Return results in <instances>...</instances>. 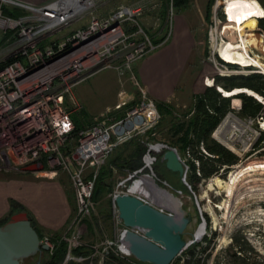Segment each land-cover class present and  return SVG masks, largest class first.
Returning <instances> with one entry per match:
<instances>
[{
	"label": "built area",
	"instance_id": "built-area-1",
	"mask_svg": "<svg viewBox=\"0 0 264 264\" xmlns=\"http://www.w3.org/2000/svg\"><path fill=\"white\" fill-rule=\"evenodd\" d=\"M67 1L53 0L35 5L21 0H0V63H5L0 68V158L13 170H21L30 164L43 166L41 160H44L50 176L58 171L66 174L73 188L76 206L71 234L79 237L76 224L89 219L94 207L92 194L98 166L117 144L152 131L161 115L154 101L135 81L140 96L137 105L126 109L119 118L105 116L94 119L79 131L76 144L66 150L74 129L70 117L71 107L66 100L71 99L72 89L77 84L94 73L111 68L123 76L144 55L163 45L172 32L173 6L170 0L165 17L166 28L160 33L161 40L154 43L144 32L140 19L146 12H157L161 0L152 3L139 0L117 6L101 15L96 14L99 0H70L74 4L69 5ZM4 8H15L22 13L12 17L3 13ZM218 10L216 16L219 11L222 14L220 18L217 16V21H225L222 9ZM82 18L85 22H82ZM155 19L152 28L159 31L160 20L158 17ZM76 20L82 22L79 27L60 39L52 40L58 30ZM217 24L214 20L209 25L207 38L210 61L214 64L216 74L228 76L230 74H223L228 68H247L226 62L215 53L214 44L228 37L222 28L218 31ZM253 31L261 34L264 40V31L260 27ZM263 50L264 44L261 47ZM9 59L11 61L7 62ZM130 76L134 79L132 74ZM214 86L222 93L217 84ZM124 95V91L118 93L115 109L126 106ZM236 95H230L229 108L211 130L209 137L239 156L238 163L231 168L230 165L218 166L216 171L204 176L198 156L210 154L201 140L195 142L194 146L187 145L180 157L184 166L183 184L194 196L196 212L191 238L186 241L179 256L185 252V248L193 246L187 258L191 264H242L240 262L246 259V254L235 245L234 238H244L251 244L254 251L251 260H264V169H243L246 176H242L244 179L241 177L232 194L217 193L214 189L206 191L208 182L215 177L224 180L235 167L252 160L264 161V98L259 101L260 110L249 115L241 113V99ZM181 109L173 110L175 118L180 119L181 114H185L180 112ZM207 110L211 112L209 108ZM135 115L142 116L141 124L112 137L115 125ZM141 143L145 146L142 166L127 171L128 177L118 182L112 190L111 201L117 194H130L147 200L144 192L150 186L136 183L144 171L151 177L152 185L158 184L151 165L157 162V155L163 152L166 145L152 144L147 140ZM227 168L230 170L224 174ZM193 173L198 178L199 189L207 180L203 191L207 208L199 206L203 192L198 195V199L191 185L186 182L187 176ZM129 179L130 183L127 182ZM166 181L164 179L163 183L167 184ZM218 197L219 202L216 201ZM115 218L121 222L117 214ZM73 227H76V231L72 230ZM127 230L121 223L114 241L115 250L118 249L122 257H130L128 251L126 255L122 254L126 252L123 251L122 238ZM131 230L137 232V229ZM41 242L49 245L46 237L41 238Z\"/></svg>",
	"mask_w": 264,
	"mask_h": 264
},
{
	"label": "rangeland",
	"instance_id": "rangeland-1",
	"mask_svg": "<svg viewBox=\"0 0 264 264\" xmlns=\"http://www.w3.org/2000/svg\"><path fill=\"white\" fill-rule=\"evenodd\" d=\"M138 1L139 0H99L98 4L96 5V14H98V15L106 14L109 10H111L117 6L125 5V4H133V3H136ZM153 1L154 0H147V2H150V3H152ZM215 1L216 0H188L187 5H185V6L173 7V12H172L173 29H174V25L176 24V16L179 15V17H180L181 13L183 15L184 14L183 9H185V11H186L185 16L187 18L190 17V19H192L191 21L189 19L188 20L191 22V24L193 26L192 29H193V35L195 38L194 53L196 56V61H194V62L191 61L192 63L189 66L188 70L181 72V74H192V72L189 73V69H191V70L193 69L195 71V74H197V84H198L201 92H203V90L206 87H213L215 89L214 84L216 83V81H215L216 77H222V78H229L230 77V78H234V80H237L236 78L241 77V75H247L250 73H260L261 74V72H262V75H264V68L259 67L257 65V63L251 62V64H249V65H246L244 63V60L247 58L246 57L247 56L246 55V49H247L246 47H248L249 42L245 38V36H241V35H239V37H241L243 39V42H242L243 47H244L243 49L241 46H239L240 45L239 43L235 42V44H234L233 41L226 42L224 44L219 43L217 48L222 47V48H220V50H221V53L224 54L225 56H226V53L227 54L228 53L233 54V57H234L233 61L236 62L237 64H240L243 66H255V67H247V68H232L231 67V68H228L226 70V72H223V74H230L228 76H219L218 74H216V72H215L216 69L214 67V64L210 61L211 53H210V49H209L208 44H207L209 25L214 23L212 9H213ZM227 1L228 0H225L226 3H227ZM244 1H245V8L246 9H249L250 11L254 10V11L260 12L259 6H261V5L257 0H244ZM169 3H168V6H169ZM161 4H162V1H161ZM161 7H162V5H160L159 11L161 10ZM221 9H219V10H221ZM165 11H167V9ZM263 11H264V9H263ZM222 12L224 13V15L226 14L225 15L226 19L229 18L228 17L229 15H227L229 13L226 9L222 10ZM220 13H221L220 11L217 13V16L219 18H220ZM166 15H165V17H166ZM253 16L254 15L246 16V17L241 18L238 21H239V25L241 26V28L248 29L247 33H250L252 35V37L258 39L260 41V44H261L259 47L260 49L250 48L252 51L251 52L252 54L250 53V56L249 55L248 56L251 58V60H256L257 57L255 58L253 54L257 53L259 55L260 60L264 61V50L261 51V47L264 44V40L260 39V37H257L255 35L253 36V34L250 32V31H253L257 27H248L244 24V23L250 22L252 20ZM142 17L147 18V21H148L147 23L152 25V22L154 20H156L155 18L158 17V13H157V15H155L154 13L146 12ZM158 18H159V20H161L160 17H158ZM83 19L84 18H82L81 20H83ZM79 22H80V20H76V21L72 22L71 24L61 28L60 30H58L55 33L56 35L54 37H52V40H54L55 38H58V39L62 38L65 34L70 33L73 29L79 27L81 25V23L85 22V21L83 20L82 22H80V23ZM140 22L142 25V19H140ZM218 25H219V29L222 28L223 33L228 34L229 32L234 33V31H235V34H236L237 30L239 32V25L237 24V22L230 21L229 19L223 21L222 24H220V22H219ZM142 28H143L144 32L150 36L152 31H150L149 28L146 29V27L143 25H142ZM164 28H166V26H164ZM155 32H156V30H155ZM253 32H255V31H253ZM217 48H214V50H216ZM256 67L261 68V69L258 70ZM257 70H258V72H256ZM176 74H178V73H176ZM121 77L122 76H119V78H121ZM207 78L210 79L211 85L206 84ZM185 80H186L185 78L183 80V78L180 77L177 81H179V82L184 81L185 82ZM218 87L220 89L222 88L221 85H218ZM223 93L224 92L220 93V95L223 98H229L230 99V96H225ZM239 93L245 94L243 92H239ZM239 93H237V94H239ZM197 95L192 96L189 103H186V104L182 103L181 105H177V106H180V108H182L180 110V112L185 113V114H181L183 118L182 117L180 119H177L175 117L173 118L174 120L176 119L175 121L173 120L175 123L179 122L184 126V129H188L187 136L190 139V141H192L191 143L187 144L189 146H194V144L197 140V134L193 130V125L191 122L192 119L194 118L195 114H196L195 105H193V104H195V102H196L195 96H197ZM245 95L251 97L248 94H245ZM66 102L68 103V105L72 104L71 103L72 101H70V100H66ZM77 116H78L77 112L72 114V117H74V118ZM170 118L171 117H169V116L162 118V120L160 118V121L157 124V126L154 129H152V131H149V133L143 134L141 136H137V138H134V139H131L129 141L117 144L115 147L112 148V150L110 151V153L108 154L106 159L98 166L97 172L102 171V170H106V168H108V166H109V162L111 160H115V158H118L120 156L121 157L123 156V158L124 157L128 158V155L135 148V146L141 144L145 148V146L141 143V141H143V140H147L152 144L162 143L166 146L174 147L178 150V153L182 156L184 149H182V150L179 149L177 142L172 140L174 138H177L178 136H172L171 134H169V129L171 127V124H169L168 119H170ZM153 132H154V135L152 136ZM210 139L211 138L209 137L208 138L209 142H211V141L216 142L217 144L221 145L224 149L228 150L231 154H233L235 159L230 164V166L229 165L228 166L230 168L234 167V165L238 163L239 156H237L235 153L230 151L229 148H227L225 145H223V144H221V143H219L213 139H211V140ZM173 142H176V143H173ZM154 148L157 149V147H154ZM161 150H163L162 147H161ZM160 155H161V153L157 155V157H158L157 162H158V160L160 161V159H159ZM256 161L257 162H264V161H258V160H256ZM157 162H154L153 163L154 165L153 164L151 165L152 170L156 175L155 181L158 183L157 185L166 189L168 192H170L173 195H175L176 197H178L180 205L182 206V208L188 214L191 215L192 219H194L195 218V212H196V206L194 204L195 200H194V196H193L191 190L188 187H186L184 190H182L180 192V190H178L177 188H181V185H179V183H176L174 181V180H176L178 182V175L174 172H168V171H165L166 172V174H165V172L161 166V163H157ZM247 167H251L252 170H256V169H260V168L264 169V165L247 166ZM230 168H227L224 171V174H226L227 171L230 170ZM233 171H235V170H233ZM233 171L230 172L231 177H234ZM144 172H146V171H144ZM31 173L32 172L22 171V170H13L11 168H8L6 166V164L0 158V185H2L3 187L5 185H7L8 188H10L11 185L16 186V183L14 181H17V180H20V181H24V179H32L33 180L34 176L31 175ZM37 173L41 174L42 177L50 176L48 170H44V169L42 171L37 172ZM58 175L66 176L63 172H59V171H58ZM126 177H128L127 171H125V173H121L117 167L116 168L114 167V168H112V176L110 175V176L102 177V182L100 183V185L104 186V187L109 186V187H111V190H112L115 188V186L117 185L118 182L125 179ZM143 177H145V175ZM168 177L170 178V180L168 179ZM189 177L190 176H187L186 182L191 185L194 192L196 193L197 198L199 199L198 195H200L205 190L204 184L207 183V180L204 181L201 189H199L197 187L198 186L197 185L198 180H194V181L189 183V180H190ZM235 178L236 177H234L232 179H235ZM164 179L167 180L166 181L167 184L165 182H164L165 184L163 183ZM130 180L131 179H129L127 182L130 183ZM149 180H150V182H152L151 178ZM143 181L144 182H142L141 185H143L145 183L147 185L149 184L148 181H145V180H143ZM172 181L174 182V184H176L175 187L173 186V184H171ZM211 182H214V180ZM181 184H183V183H181ZM228 184H229V182L226 183V185H228ZM149 186H150L149 190L151 191L152 185H148V187ZM226 188L228 189V187L221 184L217 187V190H219L221 192V191L225 190ZM0 189H2V188L0 187ZM210 189H211V186H210V182H209L207 187H206V191L210 190ZM214 190H216V189L214 188ZM144 193L146 194V192H144ZM152 194L154 195V193H152ZM205 198L206 197H202L201 199H199V206L202 209L208 207V203L205 201ZM219 199L220 198L218 197V200H216V201L219 202L220 201ZM93 200H95V199H93ZM6 201L8 202L9 210L7 211V215L4 218H2L0 221H2L3 219L9 218V216L14 211H18L20 209V207L28 215V217H32V214H31L30 210L28 209V207L26 205L18 202L14 197H12V196L6 197ZM71 206H72V210H74V212H72V213L75 215V211H76L75 202L73 204H71ZM115 211L116 210H115L114 206L109 201L108 194L106 192H102L101 195L99 196V199L94 202V207H93V210H91L90 218L82 221L80 224H76V226L78 227L77 231L79 232V235H80L79 237L72 235L71 231H70V233L68 231H65V232H54L50 235L40 234L41 235L40 238L46 237L48 239V243L51 246L48 250V252H50V253L54 248L53 242H55V241L52 242V240L59 239V240H63L65 242V244H66L65 256H64L63 261L59 264H66L69 261H73V262H76L79 264H103L105 257H107L110 252L113 253L114 255L118 256V259L133 260L134 261L133 264H147V263H143V262L136 260L132 255H130V257H122V255L117 251L118 249L115 250L114 241L116 238V234H118V231H119L120 226H121V222H118L115 218V215H116ZM71 225H72V222H71ZM74 226H75V224H74ZM192 228H193V225L188 227L187 231L191 233ZM73 229H74V227L72 228V230ZM74 231H76V227H75ZM189 238H191V235H189V233H187L185 235L186 241H189ZM233 241H234L235 245H237L241 249V251L244 254H246V255H244V258H246V259L240 263H242V264H264V260H262V261L251 260V258L254 257V251H253L251 244L246 239L234 238ZM74 248L82 249L81 252H85L86 256L85 255H83V256L82 255H73V249ZM192 248H193V246L185 248V252H183L180 256L176 257L175 262L172 264H191L189 262L190 260L187 261L188 260L187 258H188V255L190 254V252L192 251ZM125 251L127 252V250H125ZM46 252L43 251L41 254H37L33 257H29V258L24 259L23 264H41L43 262L45 256H46L45 255ZM67 255H69L70 257H68Z\"/></svg>",
	"mask_w": 264,
	"mask_h": 264
},
{
	"label": "crops",
	"instance_id": "crops-1",
	"mask_svg": "<svg viewBox=\"0 0 264 264\" xmlns=\"http://www.w3.org/2000/svg\"><path fill=\"white\" fill-rule=\"evenodd\" d=\"M23 1L42 5L53 0ZM183 11V15L181 13L180 17L179 15L176 16V24L174 29L172 25V32L168 40L154 51L143 56L129 73L125 72L119 78L120 75L115 69L106 68L77 84L72 89L70 97L72 104L69 107L72 108L70 113L72 121H74L72 114L75 112L78 113L75 121L84 127L97 118L121 117L126 109L137 105L139 102L140 96L135 81L138 86L145 90L155 105L168 103L175 107L173 110H179L180 106L177 105L189 103L192 96L200 94L195 71L189 69V73L192 72V74H181V72L188 70L191 61H196L195 38L190 22L192 19L185 16V9ZM150 12L157 15L159 9L157 12ZM143 18H141L142 25L152 31L151 34L154 39L159 38L161 32H155L152 25L147 23V18ZM131 74L134 79L131 78ZM180 77L183 80L185 78V82L177 81ZM120 91L125 92L124 97L127 104L120 109H115ZM114 135L112 133V137ZM31 175L34 176L33 180L14 181L16 186L11 185L10 188L7 185L4 187L0 185L2 188L0 189V220L7 215L9 210L6 197L12 196L28 207L32 214V224L38 234L50 235L54 232H70L74 217L71 204L75 201L73 188L68 177L58 175V172L54 176L48 177H42L37 172H32ZM111 192L107 194L112 203Z\"/></svg>",
	"mask_w": 264,
	"mask_h": 264
},
{
	"label": "trees",
	"instance_id": "trees-1",
	"mask_svg": "<svg viewBox=\"0 0 264 264\" xmlns=\"http://www.w3.org/2000/svg\"><path fill=\"white\" fill-rule=\"evenodd\" d=\"M162 1V8L158 12V17H160V25H159V31L163 32L164 31V26H166L165 22V10L168 7V3L170 0H161ZM256 2V1H255ZM260 3L259 6L260 12L254 11V10H249L245 8V1L244 0H228L226 4H224V7L229 13V20L234 21L235 18L238 17H244V16H250L254 15L252 17V20L248 23H244L248 27H260L264 31V0H258ZM171 3L173 7H182L187 5L188 0H171ZM3 13L6 15H10L12 17H17L19 16L22 12L18 9L15 8H4ZM234 29V28H233ZM253 36L260 37L262 38L261 34L255 33L253 31H250ZM234 35L235 31H234ZM245 38L249 42V47L254 48V49H260V41L254 37L250 33H247L244 35ZM151 40L154 43H157L161 40V38L154 39L152 34L149 36ZM242 42L243 39L241 38ZM234 44L236 41H233ZM244 48V47H243ZM247 55V54H246ZM254 57L257 59L256 60H248L247 58L244 60V63L246 65L251 64V62L257 63V65L261 68H264V61H261L259 58V55L257 53L253 54ZM248 56V55H247ZM249 57V56H248ZM250 58V57H249ZM244 59V58H243ZM251 59V58H250ZM234 60V59H233ZM11 61L9 59L7 62ZM6 62V63H7ZM5 63H0V68L4 65ZM256 65V64H255ZM237 80H234V78H222V77H216V83L218 85H221L223 94L225 96H230L239 92H243L245 94L250 95L246 96L245 94L239 93L236 95V97L241 99V113L242 114H249V115H254L257 111L260 110L261 104H259V101L261 98H264V75L260 73H250L247 75H241V77L236 78ZM207 83L211 85L210 79H206ZM233 89V90H232ZM262 95V96H260ZM257 99H253V98ZM196 102H195V111L196 114L194 118L192 119V125H193V130L197 134V140L198 141H203L204 148L206 151L210 154V156H198L199 161H200V170L202 171L204 176H209L211 173L217 170L218 166L221 165H230L234 161V156L231 154L228 150L224 149L221 145L217 144L216 142H209V134L211 130L214 128V126L217 124L219 119L223 116L225 111L229 108L230 105V99L229 98H223L220 93L215 90L213 87H206L203 92L195 96ZM157 110L161 115V120L162 118L165 117H171L168 119L169 124H171V127L169 129V134L172 136H178L177 138H174L172 140L176 141L178 144L179 149H184L188 143H191L190 139L188 138V129H184V126L181 123H175L173 118V109L174 107L171 104L168 103H158L156 104ZM209 108L211 112L207 110ZM174 120V121H173ZM164 121V120H163ZM74 124V129L70 134L69 137V143L68 146L66 147V150L71 149L76 142L78 138V133L79 131L84 128V126L79 125L74 118L73 121ZM211 140V139H210ZM173 142V143H176ZM176 149V148H175ZM177 150V149H176ZM145 152V148L139 144L135 146V148L131 151V153L128 155V158L123 156L115 158V160H111L109 162L108 168L106 170L98 171L95 177V184H94V190L92 194V200L93 202L97 201L99 199V196L101 195L102 192H111V187L109 186H101L100 183L102 182V177L105 176H112V168H118L121 173H125V171H132L137 168H140L142 166V155ZM178 152V150H177ZM179 154V153H178ZM181 157V155L179 154ZM149 160L146 161L148 163ZM41 163L43 164V169L48 170L47 166L45 165L44 160H41ZM157 163H161V166L165 171L171 172L167 170L164 166V163L159 161ZM190 167L193 169L194 165L191 163ZM147 173V172H144ZM166 174V172H165ZM190 180L189 183L197 180L198 178L193 174L190 175ZM170 180V178L168 177ZM175 181V180H174ZM176 183H179L181 185V188H177L178 190H184L186 188L185 185L181 184L180 182L175 181ZM171 184L175 187L176 184L172 181ZM18 211H23L20 207ZM18 211H14L18 212ZM12 213V214H13ZM6 219H3L0 221V225L4 223ZM31 224L32 220L31 217H29ZM33 226V224H32ZM34 227V226H33ZM39 236H41L39 234ZM55 241V242H53ZM54 243V248L50 252L45 253V258L41 264H59L63 261L65 252H66V244L63 240H52ZM82 249L80 248H74L73 249V255H85V252H81ZM86 256V255H85ZM175 262V259L172 261V263ZM133 260H126V259H118V256L114 255L113 253H109L107 257H105L103 264H133ZM171 263V264H172ZM66 264H79L73 261H69Z\"/></svg>",
	"mask_w": 264,
	"mask_h": 264
},
{
	"label": "water",
	"instance_id": "water-1",
	"mask_svg": "<svg viewBox=\"0 0 264 264\" xmlns=\"http://www.w3.org/2000/svg\"><path fill=\"white\" fill-rule=\"evenodd\" d=\"M142 120L141 115L125 119L115 125L113 133L121 135L141 124ZM159 159L167 170L178 175V182L183 183L184 166L177 150L166 146ZM42 168L41 164H30L21 170L37 172ZM155 188L154 195L144 193L147 200L135 195L117 194L112 202L117 218L128 229L122 244L130 255L147 264H171L186 246L185 235H191L187 229L195 224V220L182 208L178 197L158 185ZM131 229H137V232ZM49 248L47 243L41 242L24 211L11 214L0 225V264H23L24 259Z\"/></svg>",
	"mask_w": 264,
	"mask_h": 264
},
{
	"label": "bare ground",
	"instance_id": "bare-ground-1",
	"mask_svg": "<svg viewBox=\"0 0 264 264\" xmlns=\"http://www.w3.org/2000/svg\"><path fill=\"white\" fill-rule=\"evenodd\" d=\"M226 2H225V0H216L215 1V3H214V6H213V17H214V20H215V22H217V23H219L218 21H217V16H216V12H217V10H218V8H222V10H225L226 8L224 7V5L223 4H225ZM67 4L69 5V4H74V2L73 1H67ZM222 6V7H221ZM76 8V6H74V8L73 9H75ZM226 15V14H225ZM227 15H229V14H227ZM229 17V16H228ZM244 17H246V16H244ZM241 18H243V17H238V18H235L234 19V21L235 22H237V24L239 25V21L238 20H240ZM228 19V18H227ZM227 19H225V20H227ZM237 19V20H236ZM223 22H221L220 21V24H222ZM217 28H218V31H219V25L217 24ZM243 28H241V26L239 25V32H238V30H237V32H236V35H234V33H231V32H229L228 34H227V39H223L221 42H219V43H221V44H224V43H226V42H231V41H236L237 43H239L240 45L239 46H241L242 47V49H243V44H242V40L240 39L241 37H239V35H241V36H244V35H246L247 34V31H248V29H243ZM244 32V33H243ZM255 33H257V32H255ZM218 42H216L215 44H214V46H213V48H217V46H218V44H219ZM220 48H222V47H219V48H217L216 50H214L215 51V53L218 55V56H220L223 60H225L226 62H230V63H234V64H237L236 62H234L233 61V59H234V57H233V54H227L226 53V56L224 55V54H222L221 53V50H220ZM247 49H246V54L247 55H249L250 56V52H252L251 51V49H250V47L248 46V47H246ZM245 51V50H244ZM246 56V55H245ZM247 57V59L248 60H250V61H252L248 56H246ZM237 65H239V66H243V65H240V64H237ZM248 67V66H247ZM249 67H255V66H249ZM215 72H217L216 70H215ZM220 91L221 92H223V90H222V88L220 89ZM246 165V166H245ZM245 165H240V166H238V167H235V169H233V170H235V171H233V174H234V177H236L235 179H232V178H234V177H231L230 176V173L228 174V176H227V178H225L224 180H222L221 178H219V177H215L213 180H214V182H211V181H213V180H210L209 182H210V186H211V189L210 190H212V189H216L215 191L217 192V193H219L220 191L219 190H217V187L219 186V185H221V184H223V185H225L226 187H228V189L226 188L225 190H223V191H221V192H226V193H230V194H232L233 193V190H234V188H235V185L238 183V181L241 179V177L243 176H246L245 174H244V172L242 171L243 169H245L247 166H259V165H264V162H257L256 160H252V161H250V162H247ZM231 172V171H230ZM145 175V177H143ZM147 173H144L140 178H138L137 179V181H136V183H138L139 185H141V183L142 182H144L143 180H145V181H148V185H152L153 183L152 182H150V178L151 177H149V176H147ZM242 177V179H244ZM208 182V183H209ZM227 182H229V184L228 185H226V183ZM214 183V184H213ZM146 183H145V186H148ZM208 185V184H207ZM232 185V186H231ZM231 186V187H230ZM221 187V186H220ZM157 191V189L155 188V186H151V191L149 190V189H147V194H152L154 191ZM227 190V191H226ZM206 196V194H205V192H203V194L201 195V197H205ZM156 198H157V196H156ZM187 199V198H186ZM123 251L125 252V249H123ZM129 253V252H128ZM122 254H127V252L126 253H122ZM129 255H130V253H129Z\"/></svg>",
	"mask_w": 264,
	"mask_h": 264
}]
</instances>
